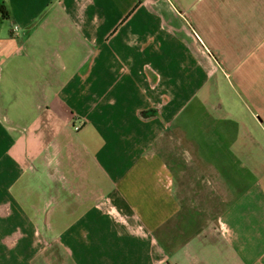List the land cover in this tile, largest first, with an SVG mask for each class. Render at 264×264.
<instances>
[{"label":"crops","instance_id":"1","mask_svg":"<svg viewBox=\"0 0 264 264\" xmlns=\"http://www.w3.org/2000/svg\"><path fill=\"white\" fill-rule=\"evenodd\" d=\"M2 1L0 264H264V0Z\"/></svg>","mask_w":264,"mask_h":264},{"label":"rangeland","instance_id":"2","mask_svg":"<svg viewBox=\"0 0 264 264\" xmlns=\"http://www.w3.org/2000/svg\"><path fill=\"white\" fill-rule=\"evenodd\" d=\"M13 31H14V27H13ZM202 101H203V99L201 100V101H197V102H193V103H191V107H190V116H193V115H198V117H202V113H203V110H202V107H200L199 105L200 104H202ZM195 105V106H194ZM198 112V114H196ZM76 122V121H75ZM184 128H185V130H186V134L187 133H189L190 134V132L191 133H193L194 131L193 130H191L192 128H194V127H198V126H200V127H204V128H206V133H208L209 135H211L212 137L213 136H221V135H223L224 133L222 132V125H213V124H211V121H208L207 123H203V124H199V125H197V124H193V123H189V124H185V125H182ZM225 128H227V130L232 134H234V136L236 137V139L238 140V141H240L242 138H245L246 140L248 139V137H249V135L245 132V128L243 127V126H238V127H236V128H234V127H225ZM176 130L178 131V132H176V133H180V131H179V129L176 127ZM240 137V138H239ZM233 140V139H232ZM228 148V145H225V147L224 148ZM194 162L196 163V164H198L199 163V158L197 157V158H195L194 159ZM206 163V162H205ZM204 163V164H205ZM224 163H225V159H224ZM204 164H202V165H204ZM236 165H237V163H236ZM256 168L258 169L259 168V166H258V162L256 161ZM238 166L241 168V169H245L246 167H247V164H245V163H243L241 160L238 162ZM243 178H245V176L243 175L242 176ZM263 179V178H262ZM261 179V180H262ZM261 180H257V177H256V181H261ZM239 185V184H238Z\"/></svg>","mask_w":264,"mask_h":264},{"label":"trees","instance_id":"3","mask_svg":"<svg viewBox=\"0 0 264 264\" xmlns=\"http://www.w3.org/2000/svg\"><path fill=\"white\" fill-rule=\"evenodd\" d=\"M9 18V12L7 5L0 0V23Z\"/></svg>","mask_w":264,"mask_h":264},{"label":"built area","instance_id":"4","mask_svg":"<svg viewBox=\"0 0 264 264\" xmlns=\"http://www.w3.org/2000/svg\"><path fill=\"white\" fill-rule=\"evenodd\" d=\"M16 30V29H15ZM17 31V30H16Z\"/></svg>","mask_w":264,"mask_h":264}]
</instances>
